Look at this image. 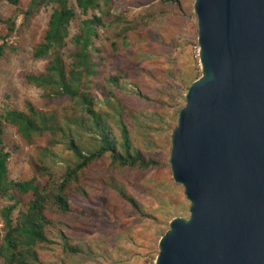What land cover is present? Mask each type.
<instances>
[{"label":"trees","instance_id":"1","mask_svg":"<svg viewBox=\"0 0 264 264\" xmlns=\"http://www.w3.org/2000/svg\"><path fill=\"white\" fill-rule=\"evenodd\" d=\"M22 1L0 3L18 6ZM161 1L182 7L180 0ZM43 7L50 14L31 55L46 66L26 79L44 91L47 107L27 101L26 109L0 113V193L14 201L0 209V264H43L42 249L82 252L74 241L81 223L86 226L81 217L97 209L98 196L105 197L106 207L117 198L141 212L122 178L105 168L146 171L159 166L161 161L135 133L138 116L145 115L141 106H168L170 100L163 96L167 86L187 91L200 76L166 66L162 58L151 60L152 66L142 63L154 51L152 40L160 45L173 41V25L153 28L150 12L130 13L118 0H30L26 15ZM7 48L0 46V60ZM154 80L164 85L158 97L148 94ZM7 125L34 146L29 178H9L10 152L3 138Z\"/></svg>","mask_w":264,"mask_h":264},{"label":"water","instance_id":"2","mask_svg":"<svg viewBox=\"0 0 264 264\" xmlns=\"http://www.w3.org/2000/svg\"><path fill=\"white\" fill-rule=\"evenodd\" d=\"M202 75L171 137L190 201L155 264H264V0H195Z\"/></svg>","mask_w":264,"mask_h":264},{"label":"rangeland","instance_id":"3","mask_svg":"<svg viewBox=\"0 0 264 264\" xmlns=\"http://www.w3.org/2000/svg\"><path fill=\"white\" fill-rule=\"evenodd\" d=\"M180 1L182 7L165 4L161 0H127L125 3L118 0L122 9L130 13L141 9L150 12L153 28L159 29L164 23L173 25L170 30L171 45H160L152 40L150 47L154 51L147 52L142 60L144 65L152 66L151 60L162 58L167 62L166 66L193 71L201 76L195 0ZM29 2L23 0L18 6L0 3V46L15 48L12 51L7 48V53L0 60V113L11 108L26 109L27 101L39 108L47 107L44 91L29 83L26 76L40 73L46 66L45 60L32 57L31 49L46 29L50 10L43 7L27 16ZM162 86L156 80L150 81L148 94L151 97L160 96ZM186 93L182 88L173 90L167 86L163 96L170 100L169 105L145 103L140 110L145 115L138 116L135 122V133L147 144L140 140L145 150L161 161L159 166L146 171L105 168V171L122 178L125 189L137 199L141 212L147 215L132 210L127 201L123 203L117 198L110 200L106 207L105 197L98 196L97 209L87 217H81L86 226L81 223L74 241L82 246L83 251L69 254L60 249H42L39 254L43 264H62V258L67 264L154 263L159 252V240L169 229L171 219L189 216L190 201L183 186L173 179L169 162L172 132L177 126L180 108L185 105ZM3 138L5 150L10 152L9 178H29L32 175L30 161L35 155L34 146L27 143L11 125L6 126ZM101 192L105 195L110 193L104 188ZM13 202L0 193V209ZM108 205H111L110 209ZM16 215L17 212L14 217ZM3 226L0 215V236L4 233Z\"/></svg>","mask_w":264,"mask_h":264},{"label":"built area","instance_id":"4","mask_svg":"<svg viewBox=\"0 0 264 264\" xmlns=\"http://www.w3.org/2000/svg\"><path fill=\"white\" fill-rule=\"evenodd\" d=\"M152 264H155V261H154V263H152Z\"/></svg>","mask_w":264,"mask_h":264}]
</instances>
